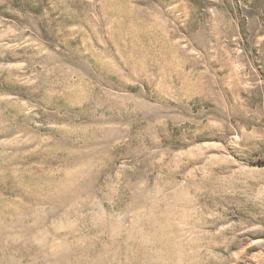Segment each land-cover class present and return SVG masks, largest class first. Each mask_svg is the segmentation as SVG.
<instances>
[{
	"label": "rangeland",
	"instance_id": "obj_1",
	"mask_svg": "<svg viewBox=\"0 0 264 264\" xmlns=\"http://www.w3.org/2000/svg\"><path fill=\"white\" fill-rule=\"evenodd\" d=\"M264 0H0V264H264Z\"/></svg>",
	"mask_w": 264,
	"mask_h": 264
},
{
	"label": "trees",
	"instance_id": "obj_2",
	"mask_svg": "<svg viewBox=\"0 0 264 264\" xmlns=\"http://www.w3.org/2000/svg\"><path fill=\"white\" fill-rule=\"evenodd\" d=\"M264 164V163H263Z\"/></svg>",
	"mask_w": 264,
	"mask_h": 264
}]
</instances>
